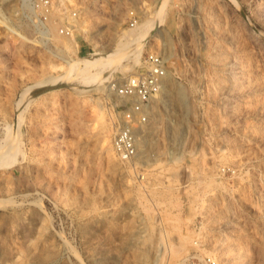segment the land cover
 <instances>
[{
    "label": "rangeland",
    "instance_id": "1",
    "mask_svg": "<svg viewBox=\"0 0 264 264\" xmlns=\"http://www.w3.org/2000/svg\"><path fill=\"white\" fill-rule=\"evenodd\" d=\"M36 1L0 0V264H264V0ZM148 53L181 110L162 91L124 162Z\"/></svg>",
    "mask_w": 264,
    "mask_h": 264
},
{
    "label": "built area",
    "instance_id": "2",
    "mask_svg": "<svg viewBox=\"0 0 264 264\" xmlns=\"http://www.w3.org/2000/svg\"><path fill=\"white\" fill-rule=\"evenodd\" d=\"M36 2L38 6L43 5L46 11L52 5L51 0H37ZM61 33L68 36L72 30L66 27L61 29ZM142 70L126 78L116 87V93L120 97L131 101V106L125 112L122 121L118 123L119 128L113 138L115 152L124 162L133 160L137 155L134 122L137 121L140 125L146 123L149 118L146 112L160 97L163 82L169 76L165 59L154 53L146 55Z\"/></svg>",
    "mask_w": 264,
    "mask_h": 264
},
{
    "label": "bare ground",
    "instance_id": "3",
    "mask_svg": "<svg viewBox=\"0 0 264 264\" xmlns=\"http://www.w3.org/2000/svg\"><path fill=\"white\" fill-rule=\"evenodd\" d=\"M51 3H52V0H51ZM158 22H161V21H159L158 20ZM158 25H159V23H158ZM45 33H42L43 35H50V33H51V30H50V28L49 27H45ZM148 35L149 34H146L145 36H144V38H142V40L144 39H146L147 37H148ZM122 38V37H121ZM141 41V38H139V37H136V38H133L131 41H129V42H125L124 40H121V41H119V43H118V46L113 50V53H112V55L110 56L111 57V59H110V61H113V63H115L117 60H119V59H121L122 57H124L125 55H127V53H130V52H132L134 49H135V47H137L138 46V44H139V42ZM32 42V41H31ZM43 42V41H42ZM68 44V43H67ZM167 44H168V42H167ZM73 47H72V42H69V44H68V46H67V49H69L70 51H73V49H72ZM66 50V49H65ZM140 52H138L137 54H136V60H138L139 59V57H140ZM101 61V58H97V59H94V61L93 62H87L86 61V63H87V65H89V66H91L92 64H95V63H99ZM69 63V62H68ZM69 65V64H68ZM162 91H163V93H162V95L163 96H161V97H163V99H162V101L165 103V104H167V106L169 107H171L172 105H174L175 106V102H176V99H179V97H180V99L182 100L183 99V92L182 91H180V90H175V91H172V84H171V82H169V80H165L164 82H163V86H162ZM175 97H176V99H175ZM175 107H178L179 109H180V107H181V105L180 104H176V106ZM181 110V109H180ZM131 112H132V109H131ZM107 132H108V130H107ZM106 132V133H107ZM111 133V132H110ZM108 135V134H107ZM107 138V137H106ZM105 142V141H104ZM106 142H107V140H106ZM109 142V141H108ZM102 147V146H101ZM100 151H101V149H100ZM10 155H9V153L8 152H6L2 157H1V159L2 160H9L10 158Z\"/></svg>",
    "mask_w": 264,
    "mask_h": 264
}]
</instances>
